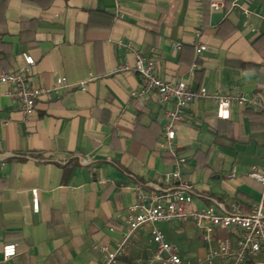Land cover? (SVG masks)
<instances>
[{
    "label": "crops",
    "instance_id": "obj_1",
    "mask_svg": "<svg viewBox=\"0 0 264 264\" xmlns=\"http://www.w3.org/2000/svg\"><path fill=\"white\" fill-rule=\"evenodd\" d=\"M233 1L123 0V19L115 17L114 0L8 1L0 12V75L23 67L27 54L35 85L51 87L64 76L70 86L41 99L26 120L0 84V264H104L98 249H117L136 202L133 188L165 187L177 162L160 148L172 104L161 105L156 94L133 97L138 76L114 72L133 64L136 51L152 56L165 80L264 100V0L249 6V27L241 10L248 6ZM215 2L225 8L213 10ZM196 41L207 48L199 56ZM248 109L235 105L221 119L211 100L186 108L175 142L185 159L182 180L194 192L189 209L249 215L261 200V185L247 174L253 166L264 171V115ZM156 226L192 263L232 236L215 230L208 246L191 220ZM151 232H136L115 264L149 258ZM8 244L17 253L4 261ZM244 264H264V256Z\"/></svg>",
    "mask_w": 264,
    "mask_h": 264
},
{
    "label": "built area",
    "instance_id": "obj_2",
    "mask_svg": "<svg viewBox=\"0 0 264 264\" xmlns=\"http://www.w3.org/2000/svg\"><path fill=\"white\" fill-rule=\"evenodd\" d=\"M122 1L114 0V11L117 19H123ZM239 1L248 7H241L246 18L245 27H249L251 11L249 6L253 0H235L232 6H239ZM213 10H223L225 2H215L211 5ZM199 39L200 33L196 34ZM196 54L199 56L207 50L205 45L194 42ZM180 48V45H177ZM134 63L128 62L117 65L115 73L133 74L140 80V89L132 93L133 97H145L156 94L161 105L172 104V108L164 114L162 129V141L160 148L176 157V169L165 175V187L144 188L137 185L133 188L136 194V202L128 208L125 214V229L121 241L114 252L106 247L98 250L103 255L104 264H115L122 257L136 232L146 226H152V243L155 251L146 260L137 259L133 264H214L219 260L221 264H244L249 258L264 256V171L256 166L250 168L248 177L258 182L262 187V198L254 206L249 215L226 214L218 215L211 209L191 210L194 192L190 185L182 180L180 168L185 159L177 154L176 128L184 119L186 108L197 100H211L218 106V117L229 119L232 108L237 105L243 108L264 110V100L260 96H250L245 93L237 94H209L206 88L193 90L183 81H168L158 75L156 60L139 51L134 53ZM23 67L3 72L0 75V84L6 86L5 94L17 102L24 118L27 120L36 113L38 102L44 97L51 98L70 86L64 76L56 78L51 87L38 86L32 82V68L35 60L30 55H24ZM81 90L85 91V83H81ZM7 122H4L6 125ZM89 159L82 158L81 164L88 165ZM236 167L229 177H234ZM32 205L34 212L39 211L38 192H32ZM191 220L196 228L203 234V240L210 246L215 230L232 232V236H225L217 240V246L211 248L205 257L198 259L196 263L184 260L180 256L179 249L167 242L160 229L159 223L180 224ZM17 253L15 244L5 245L3 248V260L8 261Z\"/></svg>",
    "mask_w": 264,
    "mask_h": 264
},
{
    "label": "trees",
    "instance_id": "obj_3",
    "mask_svg": "<svg viewBox=\"0 0 264 264\" xmlns=\"http://www.w3.org/2000/svg\"><path fill=\"white\" fill-rule=\"evenodd\" d=\"M8 1L9 0H0V12H3V11H5L6 10V8H7V5H8ZM25 23H29V24H31V23H33L32 21H23V23H22V25L23 24H25ZM1 36H2V33L0 32V38H1ZM246 112H248V113H253V114H256V115H264V112L263 111H256V110H253V109H248V110H246Z\"/></svg>",
    "mask_w": 264,
    "mask_h": 264
}]
</instances>
